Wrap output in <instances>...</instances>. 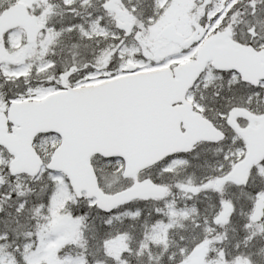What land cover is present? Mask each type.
I'll use <instances>...</instances> for the list:
<instances>
[{
  "label": "snow or ice",
  "instance_id": "snow-or-ice-1",
  "mask_svg": "<svg viewBox=\"0 0 264 264\" xmlns=\"http://www.w3.org/2000/svg\"><path fill=\"white\" fill-rule=\"evenodd\" d=\"M0 264H264V0H0Z\"/></svg>",
  "mask_w": 264,
  "mask_h": 264
}]
</instances>
